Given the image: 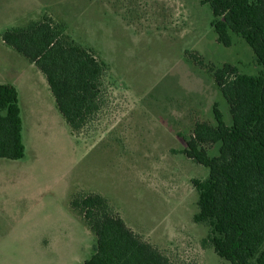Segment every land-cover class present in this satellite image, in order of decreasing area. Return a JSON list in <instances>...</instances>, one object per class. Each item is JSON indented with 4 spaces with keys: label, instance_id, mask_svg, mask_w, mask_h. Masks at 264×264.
Instances as JSON below:
<instances>
[{
    "label": "rangeland",
    "instance_id": "1",
    "mask_svg": "<svg viewBox=\"0 0 264 264\" xmlns=\"http://www.w3.org/2000/svg\"><path fill=\"white\" fill-rule=\"evenodd\" d=\"M46 18L106 73L99 110L74 132L36 73L26 70L33 97L26 104L27 92L21 107L25 156L0 159V264L91 258L97 237L72 208L91 194L104 197L172 264H231L208 241L210 227L194 221L193 180L208 178L209 169L183 151L197 123L216 125L215 105L231 124L208 68L228 63L257 75L262 68L251 47L236 35L231 47L220 44L212 9L200 0H0V44L3 32ZM15 54L0 53V70L28 67ZM220 146L203 148L212 158Z\"/></svg>",
    "mask_w": 264,
    "mask_h": 264
},
{
    "label": "trees",
    "instance_id": "2",
    "mask_svg": "<svg viewBox=\"0 0 264 264\" xmlns=\"http://www.w3.org/2000/svg\"><path fill=\"white\" fill-rule=\"evenodd\" d=\"M209 5L217 41L231 47L234 35L253 50L262 68L241 73L225 63L209 72L225 97L232 118L228 125L217 105L216 125L196 124L183 153L209 169L205 180H193L198 192L195 223L211 229L208 241L231 264H264V0H200ZM3 41L45 75L56 105L70 128L81 130L99 110L105 64L65 40L49 18L27 28L7 30ZM201 67H207L199 61ZM17 89L0 84V159L25 156ZM221 144L210 157L204 145ZM97 237L95 254L83 264H172L157 247L130 229L98 194L72 202Z\"/></svg>",
    "mask_w": 264,
    "mask_h": 264
},
{
    "label": "crops",
    "instance_id": "3",
    "mask_svg": "<svg viewBox=\"0 0 264 264\" xmlns=\"http://www.w3.org/2000/svg\"><path fill=\"white\" fill-rule=\"evenodd\" d=\"M23 19H24V15L22 16ZM33 22H37V21H33ZM31 22V23H33ZM15 28H23V27H15ZM14 29V28H13ZM6 32V31H5ZM3 32L1 34V48L3 47V51H0L2 57L6 54L7 51H9V49H12L14 51V53H16L15 55H19L20 53L17 52L15 49H13L12 47H10L9 45H7L4 41H3V34L5 33ZM22 59L25 60V61H28V67L24 66L22 69L20 70H14V73H11L9 70L8 67L6 66H2V70H0V72H3L4 75L6 76L7 80L4 78V80H0V81H3V82H0V84L2 83H6V84H10L12 86H14L17 91H18V95H19V105H20V109H21V113H22V103H24L25 101V97L27 96V92L28 93V97H27V102L26 104H32V92L28 89V85H27V81H26V70L29 68L31 69L33 72L36 73V75L38 76V78L40 79L41 81V84L44 85V87L47 89V91L53 96L51 90H50V87L48 85V82H47V79L45 77V75L36 67V65L34 63H32L29 59H27L26 57H24L22 54H20ZM16 57V56H14ZM17 58V57H16ZM14 69V68H13ZM25 84V87L26 89H23L24 86H22V84ZM54 97V96H53ZM55 100V98H54ZM56 102V101H55ZM22 123H23V120H22ZM7 160H11V159H7ZM14 161V160H13Z\"/></svg>",
    "mask_w": 264,
    "mask_h": 264
}]
</instances>
